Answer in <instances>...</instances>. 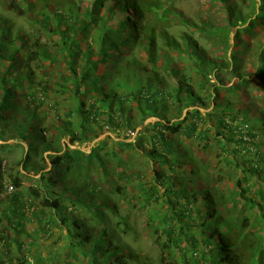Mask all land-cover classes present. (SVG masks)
<instances>
[{
	"label": "trees",
	"instance_id": "16d2710c",
	"mask_svg": "<svg viewBox=\"0 0 264 264\" xmlns=\"http://www.w3.org/2000/svg\"><path fill=\"white\" fill-rule=\"evenodd\" d=\"M90 1V7L84 8L81 18H78L75 16V11L62 10L61 5H68L69 1L32 0L31 7L29 6L24 11L25 14L28 11L36 17L27 15L29 30L24 33L14 29L13 23L9 19L0 16V141L3 142V147L9 146L7 144L9 140L25 143L26 148H22L24 150L22 158L16 161V165L22 166L27 172L40 173L39 180H44L47 183L43 187L41 185L37 188L29 187L28 198H23L20 190L22 186L20 173L13 172L14 162L0 158V191L7 193L3 200L0 198V204L6 203V208H2L0 216V247L15 245L17 249H20L22 246L20 237L18 238L9 231L18 232V228L24 224L20 219L30 220L24 217L27 215L31 216V221L36 224L38 231L45 233L48 238L51 237L55 225L58 224L54 215L60 212L58 214L59 223L66 227L70 234L67 237L70 239V248H73L71 255L75 260H78V264H83L81 258L88 256L90 260L87 264H104L108 259L110 264L111 262L112 264H127L126 261L129 264L135 262L136 264H145L138 256L127 254L125 250L113 247L101 248L99 245L108 236V228L133 232L128 217L121 215L120 198L125 195V186L118 185L113 188V192L99 191V187L96 185L91 187L90 193L93 195V202L87 207L91 209L95 224L102 226L100 231L93 230L86 221L84 224L81 215H74L76 216L74 217L72 214L74 208L68 209L63 206L62 199L71 200L74 204L77 201L79 204L85 201L83 202L80 198L72 200L70 191L66 195L61 193V196L49 194V191L59 184H65L63 177L69 175L73 172V168L77 167L78 163L75 160L79 156L86 157L88 160L95 159L96 167L102 165L108 167L109 161L102 157L105 154H110V162H114L115 167L122 169L125 162L119 154L136 152L138 157L145 156L154 166L157 163L163 164L172 172L186 167L190 163L188 157L182 160L167 157L171 143L166 140V133L177 138H203L207 128L202 127V123L207 118L216 119L213 126L217 128V135L224 136L227 142L249 145L254 148L256 136L249 125V119H245L246 110L241 111L240 107L244 97L242 94L252 85L257 86L260 83L257 87L264 94V47L257 52L258 64L251 70L253 75L239 72L241 65L239 55L247 51V44L243 43L240 36L242 34L256 36V29H263L264 0H259V4L256 0H249L250 11L248 13L234 10L229 0H211L213 3L218 2L220 9L225 12L224 27L221 29L212 28V31L216 33L215 35L222 32L224 37L230 33L234 34L230 59L226 55L219 59L210 58L193 38L196 32L204 33L209 26L208 23L204 22L201 25L183 17L167 0ZM106 3L114 7V12L102 18L104 23L99 28V35L96 38L98 45L96 62H88L87 66L78 72L77 64L82 55L81 42L89 38L90 27L96 25L98 21L96 14L107 5ZM130 13L133 14L131 17ZM169 13L178 14L176 15L177 26L182 27V30L174 34L166 31L167 27H172V25H165L163 22ZM139 20L143 21L141 26L137 25ZM111 32H116L118 35L111 36ZM125 33L129 34L128 38L123 36ZM177 36L180 41H177ZM48 37H57L58 39L52 38V42H55L49 46L50 43L48 44L46 41ZM128 39L132 40L130 49L142 48L147 62L154 66L157 62L156 52L158 51L155 43L157 39L162 41L165 50H160V54L165 58V62L161 66L166 74L172 77L175 83L173 88L158 89L153 86L154 81L162 82L158 75L156 77L155 67L153 69L154 78L146 79L141 84L136 79L134 65L137 62L135 60L130 59L125 64L116 65L115 51ZM85 45L89 52L94 50L90 43L85 42ZM171 51L175 52L176 59L169 56L168 53ZM108 58L111 60L110 66L116 65L117 67L116 70H113L114 73L123 72L124 76L122 77L125 81L133 82L131 86L126 82L122 84L121 81H118V87H115L114 81L103 78L106 76L104 73V76L96 75L97 66L95 67V64L105 65ZM62 60L66 66V74L54 76L56 78L53 76L43 78L38 75L37 69L47 70ZM174 60L183 62L187 67H192V73L198 76V79L195 80V77L190 76L186 72V67H174V64L172 65ZM45 62H48L47 66ZM227 70H229L230 77L234 79L230 87L227 83L231 82V79L225 82L218 78V73ZM104 72H110L108 66L105 67ZM149 73L153 75V72ZM253 77L258 80L257 84ZM157 78L159 80H155ZM212 78L215 79L213 83H211ZM117 88H122L124 92H119ZM221 90L225 91L227 96L224 102L219 105L216 101L220 99ZM52 94H68L63 102L67 104L65 112L61 116L54 113L60 124L56 126L52 123V128L59 132L58 136L50 134L49 129L45 126L44 109L50 105L55 106L54 102L48 105V98ZM228 94H232L238 99L231 101ZM84 96H88L91 101L88 105L83 99ZM247 98L249 97L247 96ZM206 100H211L217 107H222V114L211 112L202 116L199 110L207 107ZM129 102H136L142 123L145 119L157 117L160 113L168 112L170 109L175 110L177 117L182 116L184 110L193 109L191 112L186 111L182 120L176 124H170L169 121H157L148 128L144 127L146 129L140 131V136L136 137L133 142H114L119 151L114 149V151L104 152L97 156L98 149L103 150L106 146V142H101L96 145L94 151L92 149L86 156L80 150H71L69 147L62 146L60 137L69 136L71 144L85 140L91 141L87 132L102 130L103 125L108 128L120 127L122 130L128 127L132 129L127 132V137H130L129 132H134L135 125L131 116L125 114V106ZM55 109H59V106H55ZM53 112L55 111L53 110ZM241 113L242 120L248 125L241 126L240 122L237 125L233 124L239 121ZM256 114L252 119L264 126L262 110L256 109ZM74 116L79 118L76 130L73 120L70 119ZM146 131L149 132L150 142L147 146H143L145 141L143 138L147 136ZM55 137L58 138L57 141ZM217 144L224 145L222 141H218ZM2 146L0 145V147ZM220 149L225 151L222 147ZM48 152L49 154H46ZM235 152L236 150L231 152L227 150L224 153L225 155L229 154L228 157L231 160L232 158L234 161L238 159L237 163L231 161V165L234 164L237 168L238 175V179L233 182V201L236 205L241 204L242 208L236 219L228 215V212L226 213L229 208L223 195L213 194L207 188L196 190L192 186L189 191H186L187 186L193 182L186 180L185 184L177 174H164L155 170V184L150 186L146 203H150L151 200L159 202L165 196H172L175 199L174 202L166 204L175 205L177 210H179L178 207L181 208L179 210L181 218L189 215V223L184 224L183 227L198 230L202 236L199 241L194 236H190L189 246L193 250H198V246L201 245L205 250L203 253L207 255L195 264H264V176L262 177L260 173V164L264 162V148H257L256 160L247 164L245 161L249 160L250 153L247 148L243 152L246 158L241 156V152ZM237 155L241 158L239 159ZM47 157L51 166L49 177H45ZM115 170L116 168H111L104 173H112ZM191 173L195 174L196 171L191 170ZM4 174L8 184H5ZM115 174L118 180L125 182L134 177L131 172L126 170ZM256 176L258 180H255ZM250 178L255 181L250 183ZM182 184L184 191L180 190ZM9 186L12 187L11 191H8ZM160 188H163V192H159ZM42 189L45 193H41ZM47 192L48 194H46ZM179 200L183 201L182 206L178 204ZM190 206H192L191 209H189ZM245 209L249 210L248 213L245 212ZM105 211L109 213L108 217L103 214ZM195 213L196 215H194ZM164 224V228L159 233L157 228H152L155 242L160 248L158 264H176L168 261L167 254L170 244L176 247L178 252L183 253L184 249L180 248L178 242L180 237L177 235L180 228L169 224L167 220L164 221ZM36 230L34 229L35 232ZM34 236L35 234L28 235L30 238H34ZM163 238L166 241L162 244L160 241ZM88 244L89 248H87ZM213 246L216 249L217 259L209 258L211 254L214 255ZM43 260L35 256L33 263L44 264ZM5 261H8V256L0 252V264H4ZM133 261L134 263H132ZM25 262L28 264V261Z\"/></svg>",
	"mask_w": 264,
	"mask_h": 264
},
{
	"label": "rangeland",
	"instance_id": "374dc122",
	"mask_svg": "<svg viewBox=\"0 0 264 264\" xmlns=\"http://www.w3.org/2000/svg\"><path fill=\"white\" fill-rule=\"evenodd\" d=\"M32 0H0V16H4L5 18L9 19L11 23H13V28L21 30L23 33L29 30V24L27 20V15L32 17L33 15L28 11L25 14L26 8H29L30 2ZM69 1L68 5H61L63 11L71 9L75 11V16L81 18L82 12L84 8L90 7L91 1L90 0H65ZM168 3L172 5V7L179 12L183 17L192 20L197 24H204V22L208 23L207 30L204 33H194L193 38L198 43V46L206 52V54L212 59H219L226 55L229 59L231 57L232 48H233V38L234 34L230 33L224 37L222 32L216 33L212 31V28L221 29L224 27V19H225V12L222 11L217 4L218 2H212L211 0H167ZM64 2V1H63ZM230 4L234 10L241 11L245 13L250 11L249 7V0H229ZM257 4H259V0H256ZM65 4V3H64ZM102 9L99 10L96 14V18H98L97 24L92 25L90 27V35L89 38L85 41L81 42V50L82 55L79 58L77 64V70L80 71L81 68H85L87 63L90 61H95L97 59L98 54V45L96 44V38L99 35V28L103 25V17L107 14H111L114 12V7L109 3H106ZM31 7V6H30ZM130 17L133 15L132 13L129 14ZM178 15V14H176ZM169 13L166 19H163L165 25H169L172 27H167L166 31L172 34L182 30V27H178V19L177 16ZM36 17V16H33ZM143 21H137V25L141 26ZM212 26V27H211ZM111 36H117L118 33L111 32ZM139 35V32L137 33ZM125 38L129 37L128 33L123 35ZM241 39L243 40L244 44H247V51L243 54L239 55L241 59V65L239 66V72H244L246 74H252V68H255L258 64L257 60V52H259L264 47V27L261 30L256 29V36L242 34ZM48 37L47 43L52 46L53 39H58L57 37ZM177 41H180L178 36L176 37ZM52 42V43H51ZM86 43H90L93 46V51L89 52L86 48ZM131 39L126 40L124 45L119 46L116 52V65L125 64V62H129L130 59L135 60L137 63L134 65V69L136 70L137 74V81L139 83H143L146 79L154 78L155 72L153 71L154 67L156 68L157 74L159 78H161L162 82L154 81L153 86L158 89H164L166 87L173 88L175 85L174 81L172 80L171 76H168L165 70L162 68V64L165 62V58L163 55L160 54V50H165L164 45L160 39L156 40V47L158 51L156 52L157 55V62L156 65H152L148 63L146 60V55L144 50L140 47H135L134 49H130L131 47ZM170 51V50H169ZM169 56H172L173 59H176L175 52L171 51L168 53ZM110 59L108 58L107 63L104 65L102 63H96L95 67L97 66V76H104L103 73L106 75L103 78H107L108 81H114L115 87H118V81H121L122 84L126 82L128 85H132L133 82H127L122 77L124 76L123 72L114 73L113 70H116L117 67L110 66ZM96 62V61H95ZM174 64V65H173ZM45 65H48V62H45ZM172 65L176 68H185L186 72L189 73L190 76L195 77V80L198 79V76L193 74L192 67H187L181 61L174 60ZM108 66V71L104 72L105 67ZM161 66V67H160ZM160 67V68H159ZM146 72H144V71ZM38 75L42 76L43 78H49L51 76H56L60 74H66V66L63 64V60L59 63H56L53 67L49 69H37L36 70ZM48 72V73H46ZM149 72H153L150 74ZM139 74V76H138ZM120 77V78H119ZM56 78V77H54ZM218 78L222 79L225 82H228L231 79V82H228V87L234 82L233 77H230L229 70L224 71L222 73H218ZM255 83L258 80L253 77ZM155 80H159L158 78ZM199 82V81H198ZM215 82V79L212 78L211 83ZM257 84V83H256ZM260 83H258L259 85ZM257 85V86H258ZM134 86V85H133ZM256 85H252L245 91L242 96V105L241 111L246 110L245 119H249V125L253 129L255 134V147L252 148L249 145H242L237 144L235 142H227L225 137L222 135H217V128L213 126V122L216 120L215 118H207L202 124V127L207 128L204 133L203 138L200 139H186L184 137H175L174 135H170L166 133V140L171 143L170 151L167 154L169 159H180L187 157L190 160V163L186 165V167H181L180 169H176L173 172L168 170L167 166L163 164L157 163V165H153L151 161L147 160L145 156L138 157L136 152H123L119 154V156L124 160L125 165L122 169L119 167H115L114 162L111 161V155L105 154L104 160H108V167L100 166L96 167L95 159L88 160L86 157L79 156L75 160L78 165L76 168H73V172L69 175L63 177L65 180V184H59L57 187L49 191V194H57L61 196L62 194H68L70 191V196H72V200L76 198H80L83 200L84 203H78L79 201L72 203L71 200L66 198L62 199L63 206H66L68 209L74 208V212L72 213L73 216L81 215L82 221L85 224V221L88 226H90L93 230L100 231L101 225H98L92 219V212L91 209L88 207L93 202V195L90 193V189L93 185L99 187L100 190H105L109 192H113V188L116 186H125V195L120 198V202L122 204V211L121 215H126L128 217V221L130 226L133 228V232L127 231H116L114 228H108V236L105 237V241H102L99 245L101 248L105 247H113V248H120L121 250H125L127 254H132L134 256H138L140 259L144 261L145 264H158V256L160 252V248L157 246L155 242V235H153L152 228H157L158 233L164 228L165 224L164 221L167 220L169 224H174L178 226L179 234L178 239L180 248L184 249L183 253L177 251V248L170 244L169 252L167 254V259L170 262H175L176 264H195L198 260L203 259L207 255L203 253L204 247L201 245L198 246V250H193L191 246H189V237L194 236L197 241L202 238L201 234L198 230L189 228H184L183 225L189 223V215L181 218L179 215V210L181 208L178 207L179 210L176 209V206L166 204L167 202H174V198L172 196H165L160 199L159 202L151 200L150 203H146L147 193H149L150 186L155 184V170L160 171L161 173L168 174L174 173L179 175L181 181L184 183L186 180L193 182V184L188 185L186 191H189L190 187L196 188V190L202 189H209L212 191L213 194H221L224 196V201L227 203L228 208L226 213L230 215L232 218H237L239 216V212L242 211L241 204L236 205L233 201V182L238 179L237 175V168L235 165H231L232 163H237V160L234 161V158H229L228 155H225L224 152L227 150L229 152L236 150V152H241V156L246 158V155L243 154L244 149L250 152L248 157L249 160L245 161L247 164L250 161L256 160L255 152L257 148H264V126L259 124L256 120H253L256 114V109H261L264 115V94L260 90L259 87ZM119 92H124L122 88H117ZM220 99L216 101L217 104H222L227 96L226 92L221 90L220 91ZM228 97L231 101H236L238 98L234 95L228 94ZM233 96V98H232ZM249 97L246 99V97ZM68 94H52L51 97L48 98V105L54 102L55 106H59V109H55V106H47L44 110L45 116V126L49 129V133L53 135L59 134L58 131L53 129V124L58 125L60 124L58 120H56L54 113L59 114L60 116L65 112L67 108V104L63 103L64 98H67ZM88 105L91 101L88 99V96H84L83 98ZM207 107L201 108L199 110L202 116H205L206 113H219L222 114V107H217L213 101L206 100ZM72 104V103H71ZM251 107L249 109V107ZM172 107V106H171ZM193 108H188L184 110L182 116L177 117V113L174 112L175 110L170 109L168 112H162L157 117H149L144 120L142 123L139 116V110L137 108L136 102H129L125 106V114L130 115L132 120L134 121V132L133 137H127V132L132 130L128 127L122 128L120 127H104L102 130H91L87 132V135L90 140H85L83 142H76L71 144L69 142L70 137L65 136L64 138L60 137V141L62 146L69 147L71 150H80L84 155L87 156L91 152V150L96 147L98 143L106 142V146L103 150L98 149L99 153L97 156L102 155L104 152H110L118 150L119 148L116 147L114 142L116 141H124V142H133L136 137H139L140 131L148 128L153 123L160 121H169L170 124H176L180 122L183 116L186 114V111L191 112ZM53 110L55 112H53ZM117 111V110H115ZM240 119L234 125L240 124L241 126L248 125L244 120H242V113L240 114ZM248 116V117H247ZM250 116V117H249ZM70 119L73 120V125L75 130L78 128L79 125V118L77 116L71 117ZM240 122V123H238ZM53 123V124H52ZM146 127V128H144ZM132 128V127H131ZM129 129V130H128ZM147 136H144L143 139V146H147L150 142L149 132L146 131ZM93 135H95L93 137ZM142 137V136H141ZM58 139L55 137V140ZM57 141V140H56ZM218 141L223 142V146L217 144ZM3 142L0 141V145L2 146ZM9 144L8 147H0V158L10 160L14 162L13 172L18 171L20 173V178L22 181L21 186V193L23 198H28V188H37L40 185L43 187L47 184L44 180H39L41 174L40 173H33L27 172L23 169L22 166L16 165V161L21 160L24 150L22 148H26L25 143H19L16 140H9L7 141ZM244 146L245 148H241ZM220 147L224 148L225 151H222ZM125 151V150H124ZM235 152V153H236ZM46 154H49L46 153ZM239 156V155H237ZM101 157V156H100ZM241 157L239 156V159ZM126 160V161H125ZM228 160V162H226ZM230 162V163H229ZM47 168L45 169L46 175L45 177H49L51 172L49 171L51 166L49 159H46ZM116 168V170L112 173H104L105 171L108 172L109 169ZM260 173L261 176H264V162L260 164ZM126 170L127 172H131L134 177L127 182L123 180H118V177L115 173ZM191 170H195L196 173H191ZM171 171V172H170ZM5 176V184L7 183V178ZM185 179V180H184ZM199 179V180H197ZM261 179V177H260ZM258 177L256 176V179ZM253 178H250V183L255 181ZM186 184V183H185ZM180 190L184 191V185L180 186ZM185 191V192H186ZM89 192V193H88ZM153 192V191H152ZM159 192H163V188H160ZM41 193H45L44 189L41 190ZM6 192L0 191V198L1 200L4 199L6 196ZM48 194V192L46 193ZM185 194V193H184ZM56 195V196H57ZM49 196V195H48ZM53 196V195H51ZM186 196V195H184ZM166 201V202H163ZM163 202V203H161ZM181 206L183 205V201L179 200ZM177 204V206H178ZM200 205V204H199ZM88 206V207H87ZM175 207V208H174ZM2 208H6V203L0 204V216L2 213ZM192 206L189 207L191 209ZM63 211V210H62ZM248 209H245V212L248 213ZM60 214V212L58 213ZM55 214V218L58 220V224L55 225L53 229V235L51 237H47L45 233L38 231L37 226L34 222L31 221V216L27 215L24 217L29 218H21V222L24 224L18 228V232L9 231V233L20 237L22 241V246L20 249H17L15 245L11 246H2L0 247L1 254H6L8 256V261L4 264H26L25 261H28V264H34L33 258L35 256L44 259V264H78V260L74 259L71 255L73 248H70V239L67 235L68 230L66 227L61 226L59 223V215ZM106 217L109 216V213L106 211L103 213ZM107 214V215H106ZM196 215V213L194 214ZM74 216V217H76ZM169 217V218H168ZM189 217V218H188ZM114 221V220H113ZM32 222V223H31ZM115 222V221H114ZM177 227V228H178ZM36 230V232L34 231ZM18 233V234H17ZM35 234L34 238L28 237V235ZM176 235V237H177ZM175 238V237H174ZM166 241L165 238L160 242ZM119 245L118 247H116ZM90 245H87L89 248ZM99 252V250H98ZM216 249L213 246V254L210 255L209 258H216L215 253ZM89 256L81 258L83 264H87L89 261ZM100 263V261H97ZM129 264L128 261H126ZM134 263V261L132 262ZM41 264V262H38ZM104 264H110V260L108 259ZM112 264V262H111ZM136 264V262L134 263Z\"/></svg>",
	"mask_w": 264,
	"mask_h": 264
},
{
	"label": "built area",
	"instance_id": "2783aa9c",
	"mask_svg": "<svg viewBox=\"0 0 264 264\" xmlns=\"http://www.w3.org/2000/svg\"><path fill=\"white\" fill-rule=\"evenodd\" d=\"M133 135H134L133 133L129 132V136H130V137H133ZM11 190H12V187L9 186V187H8V191H11Z\"/></svg>",
	"mask_w": 264,
	"mask_h": 264
}]
</instances>
